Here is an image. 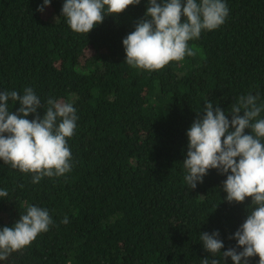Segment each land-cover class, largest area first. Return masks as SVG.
<instances>
[{"label":"trees","instance_id":"trees-1","mask_svg":"<svg viewBox=\"0 0 264 264\" xmlns=\"http://www.w3.org/2000/svg\"><path fill=\"white\" fill-rule=\"evenodd\" d=\"M227 2L226 22L189 41L193 56L148 71L125 62L122 43L147 0L88 34L66 23L63 0L44 13L37 10L43 0H0V91L30 86L41 117L49 97L72 101L79 116L68 141L70 173L33 183L31 173L0 161V188L9 192L0 198V227L14 225L29 205L54 220L3 264H201L214 257L200 233L215 230L225 250L237 246L230 237L251 198L227 202L226 176L215 169L192 189L182 164L187 130L207 100L225 111L249 92L264 100V0Z\"/></svg>","mask_w":264,"mask_h":264},{"label":"clouds","instance_id":"clouds-1","mask_svg":"<svg viewBox=\"0 0 264 264\" xmlns=\"http://www.w3.org/2000/svg\"><path fill=\"white\" fill-rule=\"evenodd\" d=\"M52 0H43L38 11L45 12ZM141 0H63L62 17L77 33H89L105 17L118 16ZM227 0H147L143 19L122 41L125 62L134 68L156 71L195 51L189 41L199 39L203 31L220 28L227 20ZM9 101L20 107L13 111ZM187 130L188 146L183 168L184 180L192 188L204 182L212 169L226 176L222 189L229 203H243L251 198L244 222L230 239L237 246L225 250L219 230L200 233L210 258L201 264H250L259 257L264 264V100L252 92L241 95L225 111L210 100ZM40 96L32 87L0 91V161L23 173H31L33 183L44 177L70 173L73 157L69 138L77 128L79 116L72 101L49 97L45 114ZM35 114V118L29 116ZM231 116V119H229ZM0 188V198L7 197ZM64 216L61 223H68ZM54 220L47 208L29 205L12 226L0 227V264L13 252L30 246L50 229ZM223 250V251H222Z\"/></svg>","mask_w":264,"mask_h":264}]
</instances>
